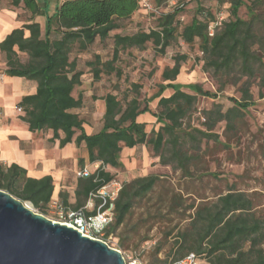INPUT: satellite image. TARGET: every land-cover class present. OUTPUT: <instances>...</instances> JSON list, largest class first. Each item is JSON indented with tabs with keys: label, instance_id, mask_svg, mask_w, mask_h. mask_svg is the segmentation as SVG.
<instances>
[{
	"label": "trees",
	"instance_id": "trees-1",
	"mask_svg": "<svg viewBox=\"0 0 264 264\" xmlns=\"http://www.w3.org/2000/svg\"><path fill=\"white\" fill-rule=\"evenodd\" d=\"M161 5L164 0H153ZM22 4L32 15H44L46 27L41 33L39 23L32 22L22 28L13 29L0 42V51L5 55V73L34 80L37 83L34 93L22 97L17 107L22 110L20 119L28 124L31 131L51 130V140L58 139L59 146L72 141L77 146L84 143L89 152V161L99 163V167L83 180V193L86 198L116 179L105 167L117 169L122 166L120 153L123 147L131 149L138 145H150L160 164L172 165L174 160L185 167L190 157L179 148V134L183 123L191 113L196 96L216 98L217 93L201 89L198 84L186 86L193 93L186 92L184 86L175 80L180 72L186 55H174L171 67L161 72L162 83L157 92L149 98L139 99L140 86L131 84L135 96L122 104L117 94L108 92L102 99L104 113L101 117V129L87 134L86 123L77 110L81 109L84 96L75 87L82 85L83 72L78 69L76 58H71L73 47L83 52L97 40L105 41L111 32L120 28V21L126 20L139 9L138 0H64L55 4L49 14L48 0H11L13 6ZM219 4L228 3L225 20L215 33L209 36L207 27L214 15L197 5L189 23L179 29L177 15L184 8L160 14L156 28L137 30L134 33H113V51L110 59L101 60L94 55L86 61L92 78L99 80L101 74L121 75L116 65L119 54L127 48H145L151 43L154 51L161 55L173 42L180 39L183 43H192L198 39V47L203 54L204 71L219 78L218 91L225 84L241 85V98L234 107L223 112L219 106L204 111L205 130H194L203 138L218 141V135L210 131L220 120L227 121L231 127L233 121L252 105L250 85L252 79L259 80V98H262L264 86V0H218ZM245 6L247 18H241L239 9ZM28 35L24 36V31ZM26 52L27 60L21 62L17 51ZM224 78V80H223ZM165 89L173 92L163 95ZM157 100V111L151 113L147 103ZM150 112L160 127L145 130V123L138 117ZM186 133V132H185ZM166 145H170V154L165 156ZM158 176L148 174L123 182L114 201V220L106 235L112 233L124 221L138 199L147 196L155 187ZM0 189L24 202H31L34 208L44 214L51 201L53 182L50 176L40 179L26 177V171L16 164L0 165ZM175 200V198H174ZM65 206L66 203L64 202ZM189 216V224L178 231L177 240L170 249L176 253V260L195 252L201 264H264V216L260 215L251 197L244 191L227 189L214 200L202 199ZM169 264V263H168Z\"/></svg>",
	"mask_w": 264,
	"mask_h": 264
},
{
	"label": "rangeland",
	"instance_id": "rangeland-1",
	"mask_svg": "<svg viewBox=\"0 0 264 264\" xmlns=\"http://www.w3.org/2000/svg\"><path fill=\"white\" fill-rule=\"evenodd\" d=\"M62 1L48 0L51 8ZM138 1L139 9L120 21V28L113 30L111 37L105 41L97 40L83 52L73 47L70 56L76 58L78 69L83 72L82 85L75 87L73 93L77 96L81 92L84 96L83 105L77 110L79 116L85 122L91 119L99 126L102 110L100 99L106 93L117 94L124 104L135 96L136 91L131 89V84L136 83L140 86V100L151 97L158 91V84L162 83V70L172 66L174 55H186V61L181 64L175 80L184 86L186 92L193 93L186 86L195 83L201 89L217 93L216 98L197 95L191 113L184 120L183 130L178 132L179 148L190 157L185 167L174 160L172 165L160 164L150 145H138L130 155H125L121 150L122 166L117 169L105 167L123 182L148 174L158 176L153 190L135 201L130 213L106 240L112 248L121 252L126 264H168L176 259V253L170 252V249L177 240L178 231L189 224L188 218L194 208L189 210L188 206L192 203L197 204L202 199L214 200L227 189H237L251 197L258 213L264 216V86L263 96L259 98V80H251L250 92L254 103L233 121L231 127H227L226 120L218 121L210 131L218 135L219 142H215L212 138H203L194 128L205 130L207 120L204 111L217 106L223 112L233 108L231 99L240 100V85L245 79L237 84L227 83L222 91H218L219 78L202 68L203 54L199 50L198 39L190 44L178 39L163 55L156 53L151 43H146L142 49L127 48L120 52L116 61L121 70L120 76L101 74L99 80L92 78L86 61L93 60L96 54L100 55L101 60L111 58L113 33L127 34L156 28L162 10L157 8L156 13L149 12L143 6V0ZM146 1L159 6L153 0ZM180 1L185 3V8L177 15L179 29L191 21L197 5H202L214 16L222 13L225 17L229 6L228 3L219 4L218 0ZM238 14L243 19L248 17L245 6L239 9ZM172 92L165 89L163 95ZM157 100L147 103L151 113L157 111ZM150 112L142 118L148 135L152 129L156 131L160 127V123L149 116ZM165 149V156H169L170 145H166ZM29 204L35 209L31 202ZM44 212L49 216L54 213L49 204Z\"/></svg>",
	"mask_w": 264,
	"mask_h": 264
},
{
	"label": "crops",
	"instance_id": "crops-1",
	"mask_svg": "<svg viewBox=\"0 0 264 264\" xmlns=\"http://www.w3.org/2000/svg\"><path fill=\"white\" fill-rule=\"evenodd\" d=\"M54 8L55 6H50L49 14H52ZM32 22L39 23L41 33L44 32V15L32 17L21 3L13 6L11 0H0V42L13 29L22 28ZM27 35L28 31L25 30L24 36ZM14 50L17 51L21 62L27 60L26 52L18 51L16 46ZM4 57V53L0 51V165L9 166L14 163L26 171L27 178L40 179L50 176L53 182V200L63 204L65 202L70 209L83 206L89 198V195L86 198L83 193V180L87 177H80L77 172L85 168L92 173L99 167V163L89 161V152L84 143L77 146L72 141L59 146L58 139L51 140V130H29L28 124L20 119L23 112L17 104L26 94L35 92L37 83L22 77L8 76L5 73L7 66ZM100 100L102 117L105 107L103 99ZM146 113L149 112L138 117L141 122L144 116H148ZM101 126V121L98 126V123H93L90 119L83 127L85 133L90 134L99 131ZM122 150L125 155H130L132 151H136V147H123Z\"/></svg>",
	"mask_w": 264,
	"mask_h": 264
},
{
	"label": "water",
	"instance_id": "water-1",
	"mask_svg": "<svg viewBox=\"0 0 264 264\" xmlns=\"http://www.w3.org/2000/svg\"><path fill=\"white\" fill-rule=\"evenodd\" d=\"M29 202L0 189V264H126L105 241L53 222Z\"/></svg>",
	"mask_w": 264,
	"mask_h": 264
},
{
	"label": "built area",
	"instance_id": "built-area-1",
	"mask_svg": "<svg viewBox=\"0 0 264 264\" xmlns=\"http://www.w3.org/2000/svg\"><path fill=\"white\" fill-rule=\"evenodd\" d=\"M142 2L147 11L156 13V9L159 8L162 10L161 14L173 11L177 7H182L184 4V2L180 0H164L159 6L146 0H143ZM224 20V14H215L214 20L207 27L209 36H212L215 33V28L220 27ZM90 173V170L84 168L78 171L77 175L80 177H87ZM121 187L122 180L112 179L111 182L102 185L98 190L91 192L88 201L83 206L74 209L68 208L60 201L51 200L49 205L54 213L51 216H46L53 222H60L69 227L75 228L82 234V236L103 242L105 241L109 245L106 238L111 233L106 235V232L114 220V201L118 197V192ZM35 211L38 212L36 209ZM201 263L198 255L193 252L179 260L170 262L169 264Z\"/></svg>",
	"mask_w": 264,
	"mask_h": 264
}]
</instances>
